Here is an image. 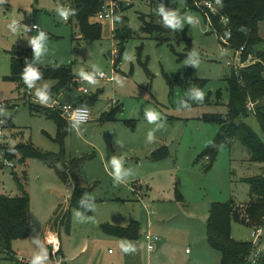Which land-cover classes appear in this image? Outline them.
Listing matches in <instances>:
<instances>
[{
	"label": "rangeland",
	"instance_id": "1",
	"mask_svg": "<svg viewBox=\"0 0 264 264\" xmlns=\"http://www.w3.org/2000/svg\"><path fill=\"white\" fill-rule=\"evenodd\" d=\"M119 1L115 20L128 23L132 33L118 60L115 20L92 16L91 22L102 23L103 31L100 39L90 40L81 34L76 18L66 22L58 16V4L53 0H0L1 143H30L49 154L47 158L62 149L55 119L31 106L49 107L64 117L52 106L56 95L50 90L56 80L37 78L32 87L24 80H16L12 73L14 56L30 49L36 67L70 66L77 80L57 98L61 103L71 104L78 95H84L80 86L88 88L89 95L100 93L89 106V122L72 124L64 117L71 125L63 143L64 160L31 156L22 161L17 153L13 167L0 168L1 192L20 195L16 175L25 185L32 223L30 234L15 239L11 251L0 249V264H31L35 254L45 251V264L63 260L67 264H220L221 252L207 239L211 206L230 200L238 205L248 203L251 192L246 178L264 174V162L252 161L248 148L239 139L220 147L212 167L209 157H199L219 131V125L206 121L205 115L226 116L230 99L226 81L231 72L229 55L223 50L219 34L202 15L207 13L205 0H192L190 8L186 0ZM213 2L217 9L221 8L219 2ZM104 3L107 1L102 0ZM174 3L178 8H172ZM161 6L179 11L178 27L165 24L159 13ZM186 15L193 16L194 21L184 20ZM143 17L161 34L143 31ZM13 21L18 25L16 33L9 27ZM22 26H30L33 31L25 32ZM41 31L45 33L41 43L48 52L37 59L31 40ZM261 34L264 37V28ZM259 48L264 50V43ZM96 67L108 77L96 76L97 82L91 84L79 74L92 73ZM194 89L204 92L203 100L194 97ZM38 90L48 92V103L39 102ZM183 99L185 103L181 105ZM117 106L121 110L115 118L106 119ZM146 110L161 115L149 123ZM6 119L12 120L13 127ZM245 122L264 140L255 113ZM165 146L168 157L154 160L152 152ZM88 155L91 157L84 159L75 173L83 186H94L88 194L90 213L71 207V190L59 175L66 159ZM112 158L121 161L119 178L114 175ZM139 183L148 190L146 194L142 195ZM179 192L183 200L178 199ZM67 214L68 230L61 223ZM132 219L140 224L136 239L109 234L103 227L128 226ZM50 231L61 242L62 253L58 256L50 252ZM253 231L251 226L232 220L236 240L252 241ZM147 234L160 238L155 249L149 248ZM122 241L134 245L135 251L123 252ZM259 243L263 246L264 233Z\"/></svg>",
	"mask_w": 264,
	"mask_h": 264
},
{
	"label": "trees",
	"instance_id": "2",
	"mask_svg": "<svg viewBox=\"0 0 264 264\" xmlns=\"http://www.w3.org/2000/svg\"><path fill=\"white\" fill-rule=\"evenodd\" d=\"M202 1V0H199ZM221 4L224 16L229 18V23L225 25L221 20V15L211 13L206 7L215 29L219 34L227 36L231 34L230 41L235 47H244V57L251 55L254 59H261L264 63V50L259 48L264 43L261 30L264 28V0H215ZM73 16L78 22L79 29L84 38L97 40L102 37L103 24L91 22V17L96 15L102 6V0H72ZM187 8L191 7L192 0H186ZM178 8L174 3L172 8ZM207 21L206 13L202 14ZM123 21L125 17H123ZM144 20L142 30L150 34H161V30L152 23ZM118 26L115 29V38L119 40L117 51L118 60L124 52V43L131 36L132 30L128 23H121L115 20ZM118 24H121V28ZM182 33V32H181ZM177 34L178 36L181 35ZM164 34V33H163ZM261 61L248 65L238 71L231 70L226 77L227 89L230 99L227 105L228 113L226 116L218 113H208L205 115L206 121H213L219 125V131L207 150L202 152L199 157H209L210 166L217 157L220 147L239 139L249 150L251 160L264 162V140L260 135L245 122V118L251 113L247 108L249 101L255 103V116L257 117L264 132V64ZM34 67L41 75L38 78H52L56 80L55 86L50 93L60 95L76 80V76L70 66L53 65L49 67H36L32 50H27L14 56L12 60V73L16 80H23L24 68L28 65ZM99 94L81 95L74 103L76 106H92L98 99ZM54 98V96H53ZM57 100V98L55 99ZM36 111L55 119L58 125L57 140L62 145L61 152L47 158L46 155L36 149L30 143H20L10 146L6 142H0V151L6 159L13 160L19 153L21 160L26 161L31 156L46 160H64L66 149L63 145L65 138L70 132L71 125L60 113L49 107L39 108L31 104ZM120 106L106 116V119H113ZM9 126L13 127L11 119H6ZM168 148L162 147L153 151L151 157L154 160L167 158ZM91 156L76 157L66 159L64 167L59 175L64 183L73 185V192L70 197L71 207H78L86 212H91V202L88 194L94 186H83L75 170L81 165L82 161ZM0 162V168L4 167ZM209 166V167H210ZM210 167V168H211ZM20 195L11 196L0 191V249L11 251L12 242L15 239L27 237L32 229L30 219V197L25 185L16 175ZM250 184L251 199L245 204H236L234 200L227 202L213 203L207 221V239L211 247L221 252L220 264H252L250 257L254 250L252 241H239L232 235V220L236 219L252 228H264V174L246 178ZM178 192V188H177ZM179 192V196H180ZM68 215V214H67ZM66 217V216H65ZM61 220L67 230L70 225V216ZM105 231L123 239H136L140 231V224L137 220H131L128 226H116L111 224L103 225ZM50 252L51 246H50ZM62 253V249L61 252ZM61 264H67L64 260ZM258 264H264V251L261 254Z\"/></svg>",
	"mask_w": 264,
	"mask_h": 264
},
{
	"label": "built area",
	"instance_id": "3",
	"mask_svg": "<svg viewBox=\"0 0 264 264\" xmlns=\"http://www.w3.org/2000/svg\"><path fill=\"white\" fill-rule=\"evenodd\" d=\"M53 1H55L58 4V8L67 7V8L72 10V15H70L66 20L63 19V21H66V22L71 21L72 16H73L72 0H53ZM106 1H107V3H104L101 6L100 11L97 13V17L100 20L109 18V19H112L114 21L116 18V9L120 8V2L121 1H119V0H106ZM204 4L207 8H209L213 12V14L221 15V20L225 25H227L229 23V18L223 15L222 10H221L222 8H220V9L216 8L213 0H205ZM206 16H207L206 22L213 29V31H215L219 34V32L214 27V24L211 20L209 13H206ZM21 29L23 31L29 32V33L33 31L30 26H22ZM219 36H220L221 42L223 44V50L225 51L226 54L229 55L228 60H227V65L231 70L238 71L242 68H245L248 65L254 64V63L259 62V61H261L263 63V61L261 59H258V58L254 59L251 55H249V57L245 58L244 57L245 48L233 46L231 41H230L231 34H228L227 36H223V35L219 34ZM116 54H117V52H116ZM103 73H104L103 76L98 74L97 78L106 79L108 76L105 72H103ZM80 89L84 94L89 93V89L86 87H81ZM28 93H30L29 88H28ZM52 106L57 107L62 112L64 117L67 120H69L72 124H78L76 121L73 120L74 114H78V113L81 114L80 118L82 120L79 123H87L91 119V110L87 106H76L74 104H65V103H61L57 100H54V103L52 104ZM247 108L251 114H254L256 112L255 111V103L252 101L248 102ZM3 124H4V121L2 119H0V137L3 133V129H2ZM0 159H2V162L4 163L5 166H10V167L14 166L13 160L6 159L4 157L2 151H0ZM263 231H264V228H262V227L254 228V231L252 234L253 235L252 242L254 244V250H253L252 255L250 257L252 264H258L259 263V259L261 257V254L264 251V244L262 246L259 243V239L261 238L262 234L264 233ZM52 237L55 238L54 242L50 241V238H52ZM146 238L149 241V248L151 250L155 249L160 238L158 236H154L152 234H147ZM47 241H49V246H51L52 254H55L56 256L60 255L62 246H61V242H60L58 236L55 233H53L52 231H50V233L47 235ZM60 263L61 262L59 261L57 264H60Z\"/></svg>",
	"mask_w": 264,
	"mask_h": 264
},
{
	"label": "clouds",
	"instance_id": "4",
	"mask_svg": "<svg viewBox=\"0 0 264 264\" xmlns=\"http://www.w3.org/2000/svg\"><path fill=\"white\" fill-rule=\"evenodd\" d=\"M57 13L58 16L61 19L66 20L70 15H72V10L67 8V7H61L57 9ZM159 13L162 14L163 16V21L165 22L166 25L171 26L173 28H176L180 25L181 23V17L179 14L178 10H166L165 7L161 6L159 8ZM194 17L190 16V15H186L184 16V20L188 21V22H192L194 21ZM10 29L12 30L13 33L17 32V24L16 21H13L10 25H9ZM45 39V33L43 31H41L39 33V35L37 37H34L31 40L32 45L34 46L35 49V55L37 57V59H41L47 52L48 49L43 48L41 41H43ZM80 76L88 81L91 84H95L97 82L96 80V76L97 74L103 76L104 73L98 68H94V71L92 73H87L84 71H81ZM41 74L34 68L32 67L30 64L24 68V72H23V80L24 83L27 84L29 87H32L34 82L37 80V78L40 76ZM193 95L196 99L198 100H203L205 94L201 89H194L193 91ZM36 96L39 99V102L42 104H46L49 101V94L46 90H38L36 92ZM181 105L185 103L184 99L181 100ZM147 120L149 121V123L156 121L159 116L161 115L160 113L153 111V110H146L145 111ZM80 113L78 114H74L73 120L76 121L77 123H79L82 119L80 118ZM148 138L151 139L152 138V132L149 131L148 133ZM111 165L114 169V175L119 178V176L121 175V161L117 158H112L111 160ZM54 237L50 238L51 242H54ZM121 249L123 252L125 253H130L135 251V247L134 245H132L131 243L127 242V241H122L121 245H120ZM47 259V253L46 251L41 254L40 252H38L37 254H35L33 256V258L31 259V264H45V261Z\"/></svg>",
	"mask_w": 264,
	"mask_h": 264
},
{
	"label": "crops",
	"instance_id": "5",
	"mask_svg": "<svg viewBox=\"0 0 264 264\" xmlns=\"http://www.w3.org/2000/svg\"><path fill=\"white\" fill-rule=\"evenodd\" d=\"M76 80H77V77H76ZM77 82V81H76ZM77 85V84H76ZM82 86H80L79 87V90L81 91V88ZM82 92V91H81ZM62 95V93L60 94V95H58V96H54V98H58V97H60ZM81 95H78L75 99H74V101L71 103V104H74L77 100H78V98L80 97ZM153 153V152H152ZM69 188H70V190H71V195H72V192H73V185L71 184V183H65ZM139 184H141V183H139ZM141 186H142V190H143V194L142 195H144V194H146L147 193V191L148 190H146L144 187H143V185L141 184ZM181 194V193H180ZM141 195V196H142ZM178 199L179 200H183V196H182V194L178 197ZM132 220H136V219H132ZM138 221V220H137ZM208 221V220H207ZM207 226V225H206ZM159 243V242H158ZM157 243V244H158ZM188 251V250H187Z\"/></svg>",
	"mask_w": 264,
	"mask_h": 264
}]
</instances>
